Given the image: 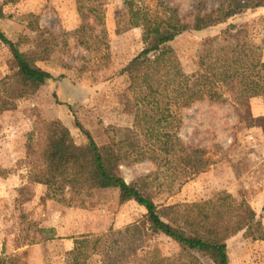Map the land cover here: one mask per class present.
I'll list each match as a JSON object with an SVG mask.
<instances>
[{
  "label": "rangeland",
  "instance_id": "1",
  "mask_svg": "<svg viewBox=\"0 0 264 264\" xmlns=\"http://www.w3.org/2000/svg\"><path fill=\"white\" fill-rule=\"evenodd\" d=\"M166 1L187 17L196 3ZM202 1L204 11L216 5L215 0ZM0 11V34L32 67L53 77L31 94L22 95V86H0V253L24 264H66L74 238L146 221V211L134 201L120 204L115 189L95 191L83 208L46 199V188L26 179L27 139L40 121H59L78 147L86 146L88 139L76 123L99 148L113 141L120 149L135 146L126 142L133 110L123 97L127 77L120 71L141 51V32L129 27L122 0H0ZM213 40L214 47L246 42L264 62V7L241 10L224 23L184 32L169 43L191 79ZM15 70L8 47L0 41V80ZM181 118L179 138L206 149L212 165L175 193L152 189L153 202L159 207L198 203L226 192L236 204H248L264 229V96L199 102L183 109ZM117 170L131 183L155 168L143 160L118 165ZM255 235L242 231L226 241L229 264H264V241ZM136 245L138 252L167 257L180 251L171 239L155 233ZM195 255L203 264H212L207 255ZM87 264H98L97 258Z\"/></svg>",
  "mask_w": 264,
  "mask_h": 264
},
{
  "label": "trees",
  "instance_id": "2",
  "mask_svg": "<svg viewBox=\"0 0 264 264\" xmlns=\"http://www.w3.org/2000/svg\"><path fill=\"white\" fill-rule=\"evenodd\" d=\"M18 1L4 0V4ZM122 1L129 27L140 29L142 42L141 51L120 71L127 77L123 97L133 110L126 142L136 145L120 149V144L113 141L99 148L76 123L88 139L86 146L78 147L59 121H40L27 139L23 162L28 168L26 179L44 186L46 199L67 207L83 208L95 191L115 189L120 204L134 201L146 211L147 222L74 238L66 264H87L93 258L98 264H203L195 253L207 255L212 264H229V238L244 231L264 241L261 222L248 204H236L228 193L221 192L203 202L159 207L150 191L175 193L212 165L206 149L186 145L179 138L181 111L203 101L224 103L227 97L239 100L264 96V62L246 42L214 47L213 40L197 61V76L191 79L169 43L184 32H199L224 23L241 10L264 7V0H215L216 5L208 11H204L202 0H196L189 17L166 0ZM89 11L96 14L97 10L91 7ZM0 41L8 47L16 68L0 80L4 90L17 85L24 88L22 95L31 94L53 79L48 72L32 67L2 34ZM143 160L155 170L125 182L118 165ZM148 233L164 235L180 251L170 257L151 250L138 252L137 242ZM0 264L24 263L1 251Z\"/></svg>",
  "mask_w": 264,
  "mask_h": 264
},
{
  "label": "crops",
  "instance_id": "3",
  "mask_svg": "<svg viewBox=\"0 0 264 264\" xmlns=\"http://www.w3.org/2000/svg\"><path fill=\"white\" fill-rule=\"evenodd\" d=\"M71 243V242H70ZM70 246V245H69Z\"/></svg>",
  "mask_w": 264,
  "mask_h": 264
}]
</instances>
